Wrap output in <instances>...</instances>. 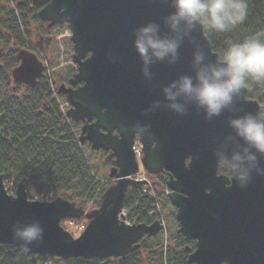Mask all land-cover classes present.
Returning a JSON list of instances; mask_svg holds the SVG:
<instances>
[{
	"label": "water",
	"instance_id": "95a60500",
	"mask_svg": "<svg viewBox=\"0 0 264 264\" xmlns=\"http://www.w3.org/2000/svg\"><path fill=\"white\" fill-rule=\"evenodd\" d=\"M40 6L43 21L56 23L65 19L71 33L77 73L69 89L71 108L67 118L86 120L80 141L91 149L110 150L117 165L116 182L109 193L110 205L101 203L99 211L87 222L77 238H72L60 222L83 215L60 197L50 202L30 201L21 184L15 196H9L0 175V244L20 246L34 254L70 258H118L133 250L143 234L159 231L157 222L133 226L119 222L124 194L135 181L138 171L132 144L138 138L145 170L169 174L168 198L176 208L178 232L185 240H194L195 248L187 264H264V175L252 174L247 187L241 188L232 176L218 175L213 155L220 139L231 133L227 120L255 114L260 105L246 97V90L236 98L234 111H225L208 121L202 111L189 107L178 116L168 109L144 115L154 100H163L162 87L182 74H192L193 44L186 39L175 64L157 62L151 67L153 80L141 73V61L133 47L136 28L154 21L173 9L170 0H32ZM209 60H216L210 42L197 29L192 33ZM110 56L116 57L113 63ZM18 64L11 69L14 82L33 87L44 78L42 63L26 49L16 52ZM93 120L92 123H89ZM149 124L152 138L134 135L136 122ZM116 132V135L112 133ZM264 167V157H259ZM38 221L44 229L42 242L25 244L12 235L15 223ZM185 249H188L186 246Z\"/></svg>",
	"mask_w": 264,
	"mask_h": 264
},
{
	"label": "trees",
	"instance_id": "16d2710c",
	"mask_svg": "<svg viewBox=\"0 0 264 264\" xmlns=\"http://www.w3.org/2000/svg\"><path fill=\"white\" fill-rule=\"evenodd\" d=\"M12 1L18 13L9 8V0H3L4 3L0 4V43L4 45L0 52L2 181L10 184L12 192L21 184L29 197L31 194H51L54 198L60 197L88 212L98 211L101 196L106 189L102 187L97 190L100 185L97 178L99 166L116 170L114 156L107 150H91L106 159L104 163L93 164L92 170L83 149L85 142L81 143L78 139L81 122L67 120L61 112L60 105L69 107L65 96L60 93L53 96L47 78L28 87L14 82L10 75L11 69L18 64L16 51L27 48L26 39L32 34V24L36 26L38 34L52 32L53 35L67 29V23L63 20L47 28L49 24L38 16L40 6H34L31 0ZM260 30H264V0H248V17L243 24L224 34L210 33L206 29H203V33L210 42L211 50L219 57L230 43L242 41ZM51 74V82L56 91L61 85L76 87L70 83L76 74V69L70 65L62 72L54 71ZM246 97L264 106V83L250 82ZM217 174L228 176L220 165ZM145 175L154 183L156 196L143 194V184L138 183L127 189L122 207L128 209V215L135 224L149 225L157 215L156 205L159 204L172 219L173 226L169 228L167 239H164L161 231L154 235L143 234L136 240L134 249L125 256L91 260H62L34 254L20 246L0 244V264H187V256L195 248V241L185 240L178 232L176 209L168 196L163 194L166 189V173H163L164 176ZM112 184L109 183L108 187ZM151 212L153 216H150ZM91 217L89 214L73 221L86 224Z\"/></svg>",
	"mask_w": 264,
	"mask_h": 264
},
{
	"label": "clouds",
	"instance_id": "9594fccd",
	"mask_svg": "<svg viewBox=\"0 0 264 264\" xmlns=\"http://www.w3.org/2000/svg\"><path fill=\"white\" fill-rule=\"evenodd\" d=\"M173 9L161 17V23L150 21L133 32V47L141 61V73L146 81L153 80L152 65L157 62L175 64L179 49L187 39L193 44L192 74H182L161 89L163 100H154L144 115L168 109L178 116L189 107L202 111L211 121L225 111H234L236 98L250 82L264 83V30L253 32L239 42L230 43L216 60H209L192 33L206 29L224 34L243 24L248 17V0H170ZM113 63L116 57L110 56ZM231 133L220 139L213 155L216 162L239 187L245 188L252 174L264 175L259 157H264V107L255 114L231 117L227 120ZM149 124L139 121L134 135L149 139ZM12 235L23 243L42 242L44 229L38 221L15 223Z\"/></svg>",
	"mask_w": 264,
	"mask_h": 264
},
{
	"label": "rangeland",
	"instance_id": "374dc122",
	"mask_svg": "<svg viewBox=\"0 0 264 264\" xmlns=\"http://www.w3.org/2000/svg\"><path fill=\"white\" fill-rule=\"evenodd\" d=\"M3 3H4L3 0H0V4H3ZM8 3L10 4L9 8L12 9L14 12H17V8L14 2L12 0H9ZM20 29L22 30L21 26H20ZM31 30H32L31 32L32 34L29 38L27 37L26 41L29 40V42H31L32 44L34 43L36 44L38 41L39 34L37 33V29L34 24L31 25ZM66 31L67 30L65 29L61 33L53 34L50 44L47 47L43 48L42 50H39L40 52L39 54L35 53L39 59L42 57L47 62L48 68H45L46 69L45 71H47V73L49 74V77L52 75L51 73L54 71L56 72L64 71L66 66L70 65L71 67L75 68V66L73 65L71 61L72 55L74 54L73 45L68 40L69 35H64ZM43 34L45 33H42V35ZM22 36H23V33H22ZM3 49H4V45L0 43V52ZM50 79L51 81H53V77H50ZM60 89L62 91L61 93L67 97L66 91H68L71 88L66 85H61ZM83 149L86 153L85 155L88 156L87 157L88 164L92 170L94 168L93 164L104 163V161L106 160L104 156L101 157L100 155L99 157V155L92 153L90 145L86 142L83 145ZM99 169H100V173L97 178L100 180V185L97 190L99 191V189H101L102 187L106 188L105 192L101 196L100 201L101 203H106L110 205L113 197L110 195L109 191L114 186V182H115L114 179L116 177L117 171L116 170L114 171V169L107 167V166L106 167L99 166ZM139 171L140 172L144 171L142 167V161H139ZM109 183L110 184L113 183V184L108 187ZM3 184L9 196H14V192L10 190V184L6 182ZM97 212L98 211L94 210L92 212H89V214L95 215ZM156 213L157 215L155 217L157 218L159 217V220L161 221V223L164 224V230H163L162 235L164 239H167V237L169 236V232H168L169 228L173 226L172 219L170 218V216L166 215V212L162 209V207L159 204L156 205ZM61 223H63V225L61 224L62 228L66 230L70 235H72V237L77 236L80 233L82 226L84 225L81 222L76 223V222L63 221Z\"/></svg>",
	"mask_w": 264,
	"mask_h": 264
},
{
	"label": "flooded vegetation",
	"instance_id": "af4514ba",
	"mask_svg": "<svg viewBox=\"0 0 264 264\" xmlns=\"http://www.w3.org/2000/svg\"><path fill=\"white\" fill-rule=\"evenodd\" d=\"M50 25H53V24H51L49 22V25H48L47 28H49ZM51 39H52V32H45V34H43V35H40V34L38 35V41H37L36 44H37L38 47H40L41 49H43V48L47 47L50 44ZM112 134L115 135L116 132H113ZM164 172L166 173V176L169 179V174L164 169H160L156 173H159V174H162L163 175Z\"/></svg>",
	"mask_w": 264,
	"mask_h": 264
},
{
	"label": "built area",
	"instance_id": "2783aa9c",
	"mask_svg": "<svg viewBox=\"0 0 264 264\" xmlns=\"http://www.w3.org/2000/svg\"><path fill=\"white\" fill-rule=\"evenodd\" d=\"M133 150L135 152V155L140 156V149H139L138 145H135L133 147ZM137 180H143V178L142 177H138ZM144 192L148 193L151 196L153 195L152 191H150V190L148 192L147 191H144ZM35 199L36 200L48 199V196H46V197H42L41 195L40 196H35ZM121 216L124 218L125 223L130 224L131 221L125 219L126 218V211L125 210H122Z\"/></svg>",
	"mask_w": 264,
	"mask_h": 264
}]
</instances>
